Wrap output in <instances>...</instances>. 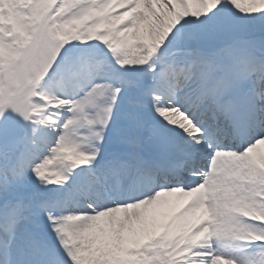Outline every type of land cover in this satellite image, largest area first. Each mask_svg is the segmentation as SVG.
Instances as JSON below:
<instances>
[{
  "label": "snow or ice",
  "instance_id": "1",
  "mask_svg": "<svg viewBox=\"0 0 264 264\" xmlns=\"http://www.w3.org/2000/svg\"><path fill=\"white\" fill-rule=\"evenodd\" d=\"M0 264H264V0H0Z\"/></svg>",
  "mask_w": 264,
  "mask_h": 264
}]
</instances>
